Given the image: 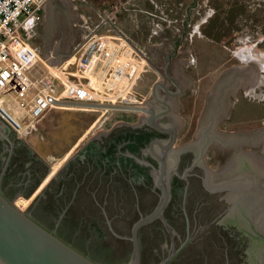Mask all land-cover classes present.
Returning <instances> with one entry per match:
<instances>
[{
	"label": "flooded vegetation",
	"instance_id": "flooded-vegetation-1",
	"mask_svg": "<svg viewBox=\"0 0 264 264\" xmlns=\"http://www.w3.org/2000/svg\"><path fill=\"white\" fill-rule=\"evenodd\" d=\"M179 54L173 45L164 61H152L159 77L147 96L138 93V100L121 105L154 110L156 123L137 109H106L117 114L103 120L81 118L87 127L72 145L77 150L56 171L1 122L2 186L17 206L23 200L86 254L122 264L133 250L135 224L161 200L155 176L160 158H168L170 200L162 218L140 229L142 264L170 256L169 264H264V167L254 147L264 138L252 143L248 134H221L234 142L214 140L202 150L205 129L184 132L185 88L174 70ZM100 121L102 128L86 137Z\"/></svg>",
	"mask_w": 264,
	"mask_h": 264
},
{
	"label": "rangeland",
	"instance_id": "rangeland-1",
	"mask_svg": "<svg viewBox=\"0 0 264 264\" xmlns=\"http://www.w3.org/2000/svg\"><path fill=\"white\" fill-rule=\"evenodd\" d=\"M143 1H147L146 7L150 9L145 8L144 13L139 12L138 17L133 18L139 27L134 25V29H127L125 33L129 40L146 54L148 61L136 70L130 80H126L127 86L131 84L132 87L124 91V96L131 100L137 99L134 95L138 93L147 96L149 86L159 77L152 71V61H164L165 53L169 52L173 45H177L180 54L175 60L174 70L185 88V133L192 136L197 131L215 87L225 74L236 69H242L245 77L230 93L217 130L224 134H246L264 130V98H253L264 93V70L255 62L243 63L242 61L248 58V49L241 47L243 38L251 37V43L256 45L254 51L264 52V0H239L247 7V14L233 24L226 25L230 28L219 31L218 38L206 33L210 30L208 22L216 13L213 2L221 0ZM84 5L86 6V3L83 0L74 2V5L67 0H54L53 4H49L42 20L36 26L38 41L42 43L43 49L69 52L70 55L77 50L81 41L92 31L93 24L102 22L104 17V14L91 13ZM110 6L114 7L112 4ZM251 11L260 12V21L257 24L249 20ZM116 14L118 16V13ZM133 19L131 18L132 25ZM185 23L187 27L183 38ZM41 58L44 64L41 62L40 66L44 70L49 67L50 71L59 74L56 69L58 60L49 61L42 56ZM253 88L255 93L250 92ZM65 108L67 109H54L44 119L38 131L23 138L39 155L53 163L54 171L64 163L71 149L74 152L77 150L72 148V145L83 128L87 127L86 123L79 119L90 121L97 117L103 120L106 116L113 117L117 114L107 112L106 109L79 111L70 109L72 107ZM100 124L101 121L97 122L85 136L88 137L90 133L101 129L102 127L98 128ZM83 142L81 141V144ZM262 144L254 147H257L255 150L264 159V142ZM65 152L66 156H63ZM18 207L27 210L28 204L25 205L24 201L19 199Z\"/></svg>",
	"mask_w": 264,
	"mask_h": 264
},
{
	"label": "built area",
	"instance_id": "built-area-1",
	"mask_svg": "<svg viewBox=\"0 0 264 264\" xmlns=\"http://www.w3.org/2000/svg\"><path fill=\"white\" fill-rule=\"evenodd\" d=\"M44 10L43 0H0V118L21 138L38 131L54 109L66 107L50 99L133 103L123 94L132 87L126 80L148 61L126 37L94 31L56 67L59 74L50 71L48 65V71L44 70L40 52L31 43ZM115 14L116 10L110 15ZM103 20L110 22L106 17Z\"/></svg>",
	"mask_w": 264,
	"mask_h": 264
},
{
	"label": "water",
	"instance_id": "water-1",
	"mask_svg": "<svg viewBox=\"0 0 264 264\" xmlns=\"http://www.w3.org/2000/svg\"><path fill=\"white\" fill-rule=\"evenodd\" d=\"M190 16V9L188 10ZM186 23L183 32V38L186 33ZM155 67V65L152 63ZM245 72L242 69H236L228 72L223 76L215 87L210 100L205 108L202 118L199 122L198 129H205L204 135L200 138V148L205 150L214 140H218L224 145L233 143L225 141L217 130V124L223 112L226 101L233 89L243 80ZM160 86V83L154 84V91ZM182 86L179 85L180 93L183 92ZM156 97V92H154ZM51 102L66 107H89L96 109H137L146 114H150L148 121L156 123L158 116L154 110L147 108H135L131 106H121L112 104H85L72 101H57L50 99ZM3 122L1 118L0 123ZM10 128V127H9ZM214 128L216 133L211 134ZM11 129V128H10ZM12 130V129H11ZM196 131V132H197ZM210 132V133H209ZM16 134V132H14ZM252 137V143H257V139L264 138V130L246 133ZM255 134H259L254 138ZM17 135V134H16ZM224 135V134H223ZM225 135H242V134H225ZM246 140V139H245ZM264 142V141H262ZM262 160L264 167V159ZM161 171H158L155 178L157 186L163 191L161 200L151 214L142 217L133 228V250L130 257L122 264H142V243L140 239V229L156 220L162 218L163 212L170 200L171 185V164L168 158L161 157ZM177 163V160L175 161ZM176 165V164H175ZM5 171V170H4ZM174 259L170 256L162 260L159 264H169ZM0 264H109L94 258L65 238L56 228L49 226L44 220L34 215L28 210L20 209L6 193L0 180Z\"/></svg>",
	"mask_w": 264,
	"mask_h": 264
},
{
	"label": "crops",
	"instance_id": "crops-1",
	"mask_svg": "<svg viewBox=\"0 0 264 264\" xmlns=\"http://www.w3.org/2000/svg\"><path fill=\"white\" fill-rule=\"evenodd\" d=\"M43 1L45 2V10H46V8L49 6L50 3L53 4L54 0H43ZM67 1L71 2L72 5H74V2L77 3L78 0H67ZM83 1H85L86 3V6L85 5L84 6L88 7L91 13L100 14V15L104 14V17L110 20V22H106L103 20L102 22H96L95 24H93L94 27H92L93 29L90 32V34L96 31L97 33L101 35H110V36H115V37L124 36L128 40H129V36L126 35L125 30L134 29V25L137 28L139 27V24H137L138 22H136L133 18H136V16L138 17L139 12L144 13V11H146L145 8L150 9V7L148 6L146 7L145 3L147 1L144 2L143 0H142L143 2H141V0H127V1L126 0H83ZM111 4L114 5V7L110 6ZM181 4L182 3H180V5ZM153 7L154 6L152 5V10H153ZM114 9H116V13H118V16L117 14L113 16L110 15L113 13V11H115ZM189 9L190 7L187 8V10ZM147 12L150 13L149 11ZM131 18L133 19V23H134L133 25L131 24ZM33 35L34 36L31 39L32 45L35 46L39 50L40 55L46 58L47 60L52 61L56 59L58 60L57 62H59L58 66H60L63 63V61H65L67 58L71 56L69 52L64 53L62 51L60 52L55 51L56 52L55 53L51 49H46V50L43 49L42 43L38 41V37H37L38 34H37L36 26L34 28Z\"/></svg>",
	"mask_w": 264,
	"mask_h": 264
},
{
	"label": "trees",
	"instance_id": "trees-1",
	"mask_svg": "<svg viewBox=\"0 0 264 264\" xmlns=\"http://www.w3.org/2000/svg\"><path fill=\"white\" fill-rule=\"evenodd\" d=\"M213 5L216 8V13L208 22V29H210V32L208 31L206 34L214 38H218L217 35L222 29L230 28L226 27V25L233 24L234 21L245 17L244 15L247 14V7L242 5L239 0H221L220 2L214 1ZM259 15V11H251L249 15L251 19L249 20L252 23L257 24L260 21Z\"/></svg>",
	"mask_w": 264,
	"mask_h": 264
},
{
	"label": "clouds",
	"instance_id": "clouds-1",
	"mask_svg": "<svg viewBox=\"0 0 264 264\" xmlns=\"http://www.w3.org/2000/svg\"><path fill=\"white\" fill-rule=\"evenodd\" d=\"M243 39L244 43H242L241 47L248 49V58L242 62H255L261 67L262 70H264V52L256 53L254 51L256 45L254 43H251V37H244ZM255 91V88L250 89V92L252 93H255ZM253 98H264V93H260L259 97L253 96Z\"/></svg>",
	"mask_w": 264,
	"mask_h": 264
},
{
	"label": "bare ground",
	"instance_id": "bare-ground-1",
	"mask_svg": "<svg viewBox=\"0 0 264 264\" xmlns=\"http://www.w3.org/2000/svg\"><path fill=\"white\" fill-rule=\"evenodd\" d=\"M60 109H67V108H65V107H62V108H60ZM71 109V108H70ZM82 110H84V109H82ZM224 134V133H223ZM239 134V133H238ZM258 145V144H257ZM263 145V144H262ZM262 148H264V147H262ZM50 178V177H49ZM48 181H49V179H48ZM46 182H47V180H46ZM42 186V185H41Z\"/></svg>",
	"mask_w": 264,
	"mask_h": 264
}]
</instances>
